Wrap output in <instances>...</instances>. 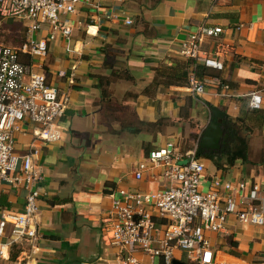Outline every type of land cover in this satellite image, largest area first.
<instances>
[{"label":"crops","instance_id":"crops-1","mask_svg":"<svg viewBox=\"0 0 264 264\" xmlns=\"http://www.w3.org/2000/svg\"><path fill=\"white\" fill-rule=\"evenodd\" d=\"M60 21L71 31L68 38L55 33L50 40L49 25H43L33 38L49 39L47 57L21 59L67 98L59 140L35 137L28 121L14 133L16 155L31 154L44 177L37 239L12 248L23 264H121L106 236L113 198L119 189H166L161 167L149 164L135 180L137 164L168 143L185 155L200 141L210 106L245 137L247 162L217 169L198 157L205 167L201 189L215 180L243 182L235 198L264 205V0H80ZM200 26L220 28L218 37L201 40L200 49L219 51L222 70L180 56ZM193 71L204 84L200 94L190 89ZM256 91L262 106L251 110L248 95ZM28 192L25 185L2 184L0 210L22 211ZM206 237L213 264H262L264 227L230 217L224 232ZM10 251L0 258L3 264ZM134 256L141 264H163L140 252ZM173 261L191 264L181 252Z\"/></svg>","mask_w":264,"mask_h":264},{"label":"built area","instance_id":"built-area-1","mask_svg":"<svg viewBox=\"0 0 264 264\" xmlns=\"http://www.w3.org/2000/svg\"><path fill=\"white\" fill-rule=\"evenodd\" d=\"M80 0H0V21L7 18L26 22L25 41L18 47L0 44V186L25 185L29 189L23 210L12 213L0 210V258L3 250L9 253L23 243H34L38 236L36 215L44 177L34 165L33 156L16 155L14 133L19 124L28 121L36 130L34 136L46 142L60 139L58 123L65 114L67 98L57 87L49 85L45 76L35 73L32 66L21 59H45L48 41L55 33L65 38L70 29L62 25L60 16L75 11ZM130 23L129 21L127 22ZM49 25V39L36 40L34 33ZM220 28L200 26L196 33L182 44L180 56L189 61L202 60L206 68L222 70L219 51L208 55L201 51L203 38H216ZM190 89L202 93L204 84L194 72L190 74ZM248 108L262 106L259 92L248 95ZM197 141L185 155L177 154L175 145L152 150L137 164L134 179L139 181L148 165L161 167L168 187L157 192H139L119 189L107 212L109 223L107 238L110 246L118 250L121 264H141L134 256L140 252L150 259L172 264L175 253L181 252L191 264H213L207 232L226 230L230 217L238 223L264 227V205H253L235 198V192L245 185L215 180L207 191L201 189L204 164L197 157ZM185 163H179L181 159ZM223 188L225 193L219 192ZM257 192V186L252 188ZM155 218L164 219L159 224ZM264 264V257L262 258Z\"/></svg>","mask_w":264,"mask_h":264},{"label":"trees","instance_id":"trees-1","mask_svg":"<svg viewBox=\"0 0 264 264\" xmlns=\"http://www.w3.org/2000/svg\"><path fill=\"white\" fill-rule=\"evenodd\" d=\"M25 63L28 64V61H26ZM199 69L200 67H196V71ZM184 83L188 84V82L187 83L184 82ZM238 130L239 129L237 128L235 123L229 120L224 128V136L223 139L221 140L220 150L218 152L209 153L207 151L198 149L197 157H203L210 160L217 169H224V164L227 167H230L237 160L247 162V149H248L247 141L241 133H238ZM17 254L18 253H13L10 259L11 260L16 259Z\"/></svg>","mask_w":264,"mask_h":264},{"label":"water","instance_id":"water-1","mask_svg":"<svg viewBox=\"0 0 264 264\" xmlns=\"http://www.w3.org/2000/svg\"><path fill=\"white\" fill-rule=\"evenodd\" d=\"M210 119L201 136L198 149L211 153L218 152L221 148V140L224 136V128L227 122V116L224 112L215 107H208ZM183 162L182 164H184ZM172 264H176L175 261Z\"/></svg>","mask_w":264,"mask_h":264},{"label":"rangeland","instance_id":"rangeland-1","mask_svg":"<svg viewBox=\"0 0 264 264\" xmlns=\"http://www.w3.org/2000/svg\"><path fill=\"white\" fill-rule=\"evenodd\" d=\"M26 22H20L16 19L7 18L0 21V44L8 47H18L25 38L24 25ZM19 252L16 249H12L9 254L8 264H23V260L18 257L11 260L10 257L13 253ZM4 262L0 259V264Z\"/></svg>","mask_w":264,"mask_h":264},{"label":"bare ground","instance_id":"bare-ground-1","mask_svg":"<svg viewBox=\"0 0 264 264\" xmlns=\"http://www.w3.org/2000/svg\"><path fill=\"white\" fill-rule=\"evenodd\" d=\"M7 256V252L5 250H3V256L2 258L6 257Z\"/></svg>","mask_w":264,"mask_h":264}]
</instances>
